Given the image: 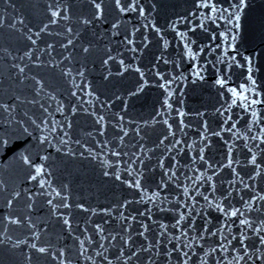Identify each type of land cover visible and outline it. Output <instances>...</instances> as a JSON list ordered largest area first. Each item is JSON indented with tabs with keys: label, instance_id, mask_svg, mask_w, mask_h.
Returning <instances> with one entry per match:
<instances>
[{
	"label": "water",
	"instance_id": "95a60500",
	"mask_svg": "<svg viewBox=\"0 0 264 264\" xmlns=\"http://www.w3.org/2000/svg\"><path fill=\"white\" fill-rule=\"evenodd\" d=\"M95 2L0 0V264H86L264 6Z\"/></svg>",
	"mask_w": 264,
	"mask_h": 264
},
{
	"label": "snow or ice",
	"instance_id": "6c2138e0",
	"mask_svg": "<svg viewBox=\"0 0 264 264\" xmlns=\"http://www.w3.org/2000/svg\"><path fill=\"white\" fill-rule=\"evenodd\" d=\"M134 3H135V0H133V3L128 4V5H127V8H125V7H122V6H121V4H120V0H116V6H117V7L120 9V11H122V12H123V11H127L128 9H133V7H134ZM195 3H196V5H197L198 8H203V9H205V16H206V18L211 19V17H212V13H215V12L218 11L217 4L214 2V0H195ZM93 4H94L95 9L97 10V11H96V15L99 16V15L101 14V12H100V10H101V5H100L99 3H96L95 0H93ZM241 5H243V0H241ZM49 11H51L52 16L55 17V16L58 14L59 9H57V11H52V9L49 8ZM139 11L141 12V14H143L144 9L141 7V8L139 9ZM220 18L222 19L223 17H220ZM202 26H203V25H202ZM177 34L179 35V33H177ZM224 35H225V34H224L223 32L220 33V36H224ZM214 36H215V34L213 33V38H214ZM185 47H189V45L186 44ZM190 54L193 55V56L196 55V53H194V52H193V53H190ZM17 67H18V66H17ZM194 67H195V66H194ZM19 71L22 73V72H23V68H19ZM250 71H251V70L249 69V72H250ZM196 74L199 75L198 72H197ZM247 79H248V80H251V79H252L251 75H249ZM216 83H217V84H220V85H224V84H227L228 81L225 80V79H217ZM238 89H240V90H238ZM228 91L231 93L232 97H234V98H239V101H240V103L243 105L244 108H248V107H249V103L246 102V101H247V97H246V95H245V92L248 91V87H247V85H246L245 83H240V84H238L237 86L229 87V88H228ZM260 102H261V101H257V100H255V99H253V100L250 101V103H251L252 105H255V104L260 103ZM231 103H232V104H236V103H237V100H236V99H232V100H231ZM25 159H26V162H27V158H25ZM32 167H33L35 173L37 174V176H38L40 173H42V171H43V167H42V165H40V164H34V165H32ZM106 174H107V173H106ZM29 178H30V179H34L35 177H29ZM40 183L43 184V183H44V180H40ZM136 186L138 187L139 184L137 183ZM17 195H18V194H17ZM9 203H11V201H9ZM49 203H51V201H49ZM80 207L83 208L84 206H83V205H80ZM220 211L224 212L225 215H230V216H236V215H237V211H236L235 209L226 210V209L223 208V206H221ZM9 219H12V218L9 217ZM13 222H14V223H17V224L20 223L19 220H13ZM65 223H68V221H65ZM239 223H240L241 225H244V224L246 223V221H245V220H239ZM240 240H241L240 247L243 249V248L245 247L244 244L242 243L243 240H244V237L241 236V237H240ZM260 243H261L262 245H264V238H261V239H260ZM32 247L35 248L36 245L33 244ZM38 251L41 252V253H43V252L46 251V249L43 248V247H41V248L38 249ZM233 251H236V249H233ZM253 255H255V251H253ZM248 259L251 260V259H252V256H249ZM258 259H259V257H258Z\"/></svg>",
	"mask_w": 264,
	"mask_h": 264
}]
</instances>
